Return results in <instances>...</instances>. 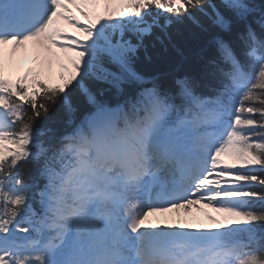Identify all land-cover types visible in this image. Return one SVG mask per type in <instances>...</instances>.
<instances>
[{
    "label": "snow or ice",
    "instance_id": "1",
    "mask_svg": "<svg viewBox=\"0 0 264 264\" xmlns=\"http://www.w3.org/2000/svg\"><path fill=\"white\" fill-rule=\"evenodd\" d=\"M185 20L200 79L162 87L135 61ZM0 264H264V4L0 0Z\"/></svg>",
    "mask_w": 264,
    "mask_h": 264
},
{
    "label": "trees",
    "instance_id": "2",
    "mask_svg": "<svg viewBox=\"0 0 264 264\" xmlns=\"http://www.w3.org/2000/svg\"><path fill=\"white\" fill-rule=\"evenodd\" d=\"M253 2L257 5L264 4V0H253ZM194 15L200 17L201 21L207 25L208 22L200 16V13L197 12ZM154 32L160 34L158 30H154ZM221 35L224 39H229L228 34L221 33ZM169 36L170 39L163 37V45L156 41L154 36L147 37L145 39L147 50L142 49L138 53L134 65L135 70L145 78H157L162 87H168L178 75L183 74L194 76L199 80V57L206 54L208 50L209 36L188 20H185L182 25H175L170 28ZM176 49H180L183 56H178ZM198 92L205 95L209 94L203 82H201ZM72 106L76 111L71 115V119L78 122L89 106L82 96L75 93L72 94ZM69 118V114L65 109L57 105L46 118L39 122V126L50 128L49 135L58 138L70 127L67 124ZM30 171L33 179H36L38 175L36 166H30ZM40 183L42 184L43 181H40Z\"/></svg>",
    "mask_w": 264,
    "mask_h": 264
},
{
    "label": "rangeland",
    "instance_id": "3",
    "mask_svg": "<svg viewBox=\"0 0 264 264\" xmlns=\"http://www.w3.org/2000/svg\"><path fill=\"white\" fill-rule=\"evenodd\" d=\"M27 61H25V66L27 65ZM15 74V73H13ZM193 215L196 216V217H202V213H197L195 210H193Z\"/></svg>",
    "mask_w": 264,
    "mask_h": 264
}]
</instances>
